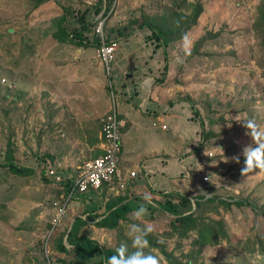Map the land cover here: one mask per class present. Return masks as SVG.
<instances>
[{"label":"rangeland","instance_id":"rangeland-1","mask_svg":"<svg viewBox=\"0 0 264 264\" xmlns=\"http://www.w3.org/2000/svg\"><path fill=\"white\" fill-rule=\"evenodd\" d=\"M201 2L202 12L185 33L188 46L184 53L180 51L182 38L163 49L148 29H137L135 22L173 12L189 14L195 0H114L105 16L103 10L96 12L101 7L99 0H0V53L9 34L26 37L33 31H56L62 19V25L72 30L84 17L89 23L84 35L90 41L101 24L103 38L117 43L115 57L121 45L142 55L139 79L146 76L151 78L150 83H164L161 111L165 116L177 117L176 122L169 123L182 133L181 159L187 169L197 164L206 168L221 159L226 162L225 172L219 175L210 176L205 169L189 171L190 177L195 175L208 185H219L210 196L213 203L207 205L212 210L197 212L200 204H192L197 229L178 236L167 225L145 217L154 227L149 244L159 249L163 264H225L229 256L240 258L238 264H250L256 251L264 253V174L257 170L241 175L242 149L252 141L235 117L239 115L241 121L253 118L264 126L260 27L264 0ZM39 6H44L45 18L35 16ZM153 53L156 64L149 68ZM19 100L14 88L0 75V264H71L70 256L60 253L56 244L76 217H85L90 202L77 196L61 198L65 194L61 184L72 179L98 150L83 144L67 148L61 135L52 139L45 122L37 117L39 113L28 118L32 114L18 106ZM166 125L172 132L168 122ZM205 133H209L206 139ZM7 150L18 166L32 171L30 175H13L2 167ZM233 156L240 157L239 164ZM223 178L227 184L221 181ZM176 181L178 184L180 180ZM112 193L102 191L94 197L95 215L104 213L105 204L117 200ZM219 199H226L229 205L219 203ZM131 200L137 206L116 228L101 230L91 221L80 228L79 235L114 251L119 244L128 243L125 233L132 222L130 213L145 203ZM236 202L240 204H233ZM146 206L150 212L151 206ZM61 208L64 212L59 215ZM182 209L187 211V207Z\"/></svg>","mask_w":264,"mask_h":264},{"label":"crops","instance_id":"crops-1","mask_svg":"<svg viewBox=\"0 0 264 264\" xmlns=\"http://www.w3.org/2000/svg\"><path fill=\"white\" fill-rule=\"evenodd\" d=\"M43 8L39 6L35 16L45 18ZM121 46L107 74L105 66L96 57L95 48L61 42L55 38V31H33L26 37L18 33L9 34L0 53V75L20 97L18 106L25 108L27 114H32L28 118H32L33 113H39L37 117L45 122L47 134L52 139L61 135L67 148L91 145L97 148V155L100 154V119L114 104L120 122L118 163L124 172L133 171L136 176L131 180V187L121 192L103 187L77 195L76 198L90 202L85 217L78 216L86 221V225L92 221L94 227L105 230L97 227L96 223L107 214L109 203L104 205V213L100 215H95L97 209L92 204L94 197L102 191L114 192L112 194L117 196V200L111 203H128L129 206L131 199L144 201L142 197L147 194L151 210L146 218L162 225H167L164 216L169 217L161 210L166 201L179 205L182 195H187L190 200V212L194 210L195 202L200 204L197 212L212 210L207 205L213 203L210 196L219 185H214L215 182L208 185L195 175L190 177L189 171L205 169L210 176L223 174L225 160L208 164L206 168L197 164L187 169L181 159L182 133L169 123L176 122L177 117L165 116L161 111L165 100L161 90L164 83H150L151 78L146 76L139 79L142 55L127 50L125 45ZM153 54L147 65L149 68L156 64ZM153 122H157V126H153ZM167 122L172 132L167 130ZM162 125L166 129L162 130ZM165 132H170V135ZM243 166L240 164V167ZM177 179L180 180L178 184ZM221 181L228 183L224 178ZM126 193L131 194L130 198L125 197ZM175 196L179 198L176 200ZM158 205L161 208H157ZM134 206L137 205L132 201L130 211ZM179 209L182 210V207L179 206Z\"/></svg>","mask_w":264,"mask_h":264},{"label":"trees","instance_id":"trees-1","mask_svg":"<svg viewBox=\"0 0 264 264\" xmlns=\"http://www.w3.org/2000/svg\"><path fill=\"white\" fill-rule=\"evenodd\" d=\"M100 8L96 10L99 13L103 10V16H105L111 8L114 0H99ZM202 12V2L201 0H195L192 9L189 14H184L181 12H173L166 17L155 18V19H145L142 21H136L135 26L137 29H148L151 32L152 37L157 43L158 47L166 48L169 44L180 40L185 33L193 26L200 13ZM67 13V11H65ZM63 20V19H62ZM59 23L57 30L55 31V38L61 42L73 43L77 46L83 47H99L100 39L94 34L92 41H90L84 33L89 30V23L84 22V17L79 20V27L68 30L64 25ZM260 27H261V45L264 49V9L260 15ZM209 136V133L204 134V139ZM202 138V139H203ZM202 147V144H201ZM7 158L2 164V167L6 169L13 175L17 176H27L31 174V170L25 169L24 167L18 166L12 157L10 150L6 152ZM63 191L67 192L70 189V181L63 182L61 184ZM221 204H226L225 201L218 200ZM233 204H240L238 202ZM199 205V202H197ZM181 207H187L188 213L184 209H179ZM157 208H161L158 205ZM157 208H153L157 210ZM165 211L168 216H164L166 224L174 231L178 236L186 235L187 232L197 229V219L194 214L190 212V200L187 195H182L180 197L179 205L172 203L171 201H166V205L161 209ZM107 214L101 218L97 223V227L105 229H113L117 226L119 220L125 217V215L130 211V206L128 203H109L106 206ZM159 217V216H158ZM163 218V216L160 215ZM161 218V219H162ZM86 225V221L81 219V217H76L72 222L70 228L66 229L64 235L58 240L56 247L58 251L64 255H69L71 264H105V258L114 254V250L109 248H104L100 246L95 241L79 235V230L82 226Z\"/></svg>","mask_w":264,"mask_h":264},{"label":"built area","instance_id":"built-area-1","mask_svg":"<svg viewBox=\"0 0 264 264\" xmlns=\"http://www.w3.org/2000/svg\"><path fill=\"white\" fill-rule=\"evenodd\" d=\"M94 34L100 39V45L96 48V57L105 66L108 74L109 65L114 60L117 43L103 38L101 24L97 25ZM152 125L157 126V122H153ZM160 128L164 130L166 126L162 125ZM120 146V122L113 104L112 109L100 120V154L85 161L78 168L77 173L69 179L70 189L62 194L61 198L69 200L74 196L88 193L91 190H100L103 187L116 192L128 189L136 173L133 171L127 173L120 168L118 163ZM203 180L207 181V177ZM63 212L61 208L58 213L62 215Z\"/></svg>","mask_w":264,"mask_h":264},{"label":"clouds","instance_id":"clouds-1","mask_svg":"<svg viewBox=\"0 0 264 264\" xmlns=\"http://www.w3.org/2000/svg\"><path fill=\"white\" fill-rule=\"evenodd\" d=\"M187 46L188 36L185 34L180 41V51L186 53ZM235 120L247 129L246 135L250 136L252 141L242 149L244 166L241 169V175L246 176L257 170L264 174V126L259 125L253 118L241 121L239 115L235 117ZM219 149L223 153V150ZM232 160L237 164L240 163L239 156H233ZM142 199L145 203L140 204L130 213L129 219L132 222L127 224L125 233L129 242L119 244L114 254L105 258V264H163L159 249L151 246L148 240L154 227L144 220L150 214L146 206L150 202V197L145 194ZM239 259L229 256L225 264H238ZM261 262H264V253L256 251L250 264H261Z\"/></svg>","mask_w":264,"mask_h":264}]
</instances>
